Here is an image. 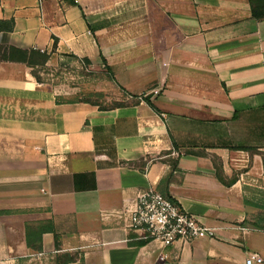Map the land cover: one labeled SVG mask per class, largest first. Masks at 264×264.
<instances>
[{
	"label": "crops",
	"instance_id": "1",
	"mask_svg": "<svg viewBox=\"0 0 264 264\" xmlns=\"http://www.w3.org/2000/svg\"><path fill=\"white\" fill-rule=\"evenodd\" d=\"M0 22V264H264V20L248 0H0ZM8 47L87 59L129 102H56ZM148 189L213 234L130 241ZM48 222L59 249L45 232L34 253L26 226Z\"/></svg>",
	"mask_w": 264,
	"mask_h": 264
},
{
	"label": "built area",
	"instance_id": "2",
	"mask_svg": "<svg viewBox=\"0 0 264 264\" xmlns=\"http://www.w3.org/2000/svg\"><path fill=\"white\" fill-rule=\"evenodd\" d=\"M128 231L132 234L130 241H157L165 247L213 234L212 229L202 225L194 215L154 189L138 194ZM261 261L258 255L251 254L245 264Z\"/></svg>",
	"mask_w": 264,
	"mask_h": 264
},
{
	"label": "rangeland",
	"instance_id": "3",
	"mask_svg": "<svg viewBox=\"0 0 264 264\" xmlns=\"http://www.w3.org/2000/svg\"><path fill=\"white\" fill-rule=\"evenodd\" d=\"M36 74L43 84L51 85L62 101L91 100L101 108H111L116 104H128L126 95L112 82L104 68L93 67L83 60L63 56L52 63L35 67ZM101 93V96L91 94ZM30 264H55L54 259L45 258Z\"/></svg>",
	"mask_w": 264,
	"mask_h": 264
},
{
	"label": "trees",
	"instance_id": "4",
	"mask_svg": "<svg viewBox=\"0 0 264 264\" xmlns=\"http://www.w3.org/2000/svg\"><path fill=\"white\" fill-rule=\"evenodd\" d=\"M250 7H251V14L252 17L256 20H264V0H248ZM72 5H75L73 1L70 2ZM3 29L2 23L0 22V31ZM56 47V41L54 42L53 49ZM2 49V48H0ZM73 57V56H72ZM75 58V57H74ZM2 59H8V60H16V61H21L25 63L28 67L32 68V70L35 67L38 66H44L47 64L49 60V55L36 51V50H30V51H24V50H18L13 47H8L4 48L3 53H2ZM84 63L90 64L87 59L83 60ZM108 69V68H107ZM109 71V69H108ZM33 77L36 79L37 82H40V79L36 74L32 72ZM110 79L112 81H115L113 76H110ZM93 96H101V93H94L91 94ZM56 102H68V103H76V102H84V103H89L93 106H97L101 110H107V109H113V108H120L124 107L126 104H116L115 106L111 108H101L96 102H93L91 100H81V101H62L60 98L56 99ZM165 197L169 198L168 196L164 195ZM9 213L7 211H0V215ZM45 232H52L54 233V238H55V247L56 249H59V241H58V236L54 232V228L52 226L51 222L45 223V224H37V225H27L26 226V241H27V246L28 248L33 251L34 253H40L42 252V245H41V237L43 233ZM73 257L64 254V255H59L55 258V264H66L71 261H73Z\"/></svg>",
	"mask_w": 264,
	"mask_h": 264
}]
</instances>
